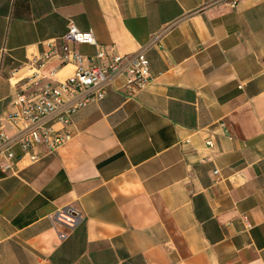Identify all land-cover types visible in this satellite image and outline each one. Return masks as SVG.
I'll return each mask as SVG.
<instances>
[{"label":"crops","instance_id":"1","mask_svg":"<svg viewBox=\"0 0 264 264\" xmlns=\"http://www.w3.org/2000/svg\"><path fill=\"white\" fill-rule=\"evenodd\" d=\"M69 24L106 51L144 48L151 83L130 96L116 77L72 116L67 143L31 149L34 162L12 147L0 264H264V0H0L7 136L30 78L74 73L61 46L82 65L95 54L64 39ZM62 206L79 212L75 228L52 219Z\"/></svg>","mask_w":264,"mask_h":264},{"label":"built area","instance_id":"2","mask_svg":"<svg viewBox=\"0 0 264 264\" xmlns=\"http://www.w3.org/2000/svg\"><path fill=\"white\" fill-rule=\"evenodd\" d=\"M237 1L228 0L231 5H235ZM64 39L72 44L93 45L96 52L88 59L87 65H82L81 54L67 46H61L60 64L76 62L74 73L63 81L42 85L38 84L36 78H30L31 88L29 90L24 88L16 94L14 103L18 105L19 110L10 113L7 119L17 131L14 136H7L0 128V173H7L13 169L16 155L12 147L16 144L20 145L28 159L34 162L39 157L31 152L35 146L44 143L48 150L53 152L67 143L71 137L68 126L72 116L90 102L102 99L108 84L116 77L126 75L125 88L130 96L146 89L151 83L149 61L144 48L130 54L106 51L96 44L92 32L80 31L73 24H69ZM54 52V49L51 50L45 58H50ZM55 71V68L50 70L48 75L53 76ZM50 117H54L61 125L62 132L47 125L46 120ZM205 144L209 148L213 146L210 136L205 139ZM213 173L217 174L218 171L214 170ZM52 219L73 229L82 218L75 209L62 206L55 210ZM65 237V234H60L61 239Z\"/></svg>","mask_w":264,"mask_h":264}]
</instances>
